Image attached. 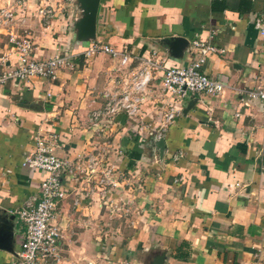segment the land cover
<instances>
[{
	"label": "crops",
	"instance_id": "0c3cea01",
	"mask_svg": "<svg viewBox=\"0 0 264 264\" xmlns=\"http://www.w3.org/2000/svg\"><path fill=\"white\" fill-rule=\"evenodd\" d=\"M40 4L54 9L49 24L36 13ZM18 9L22 21L0 26V71L17 65L9 29L30 34L36 59L54 53L72 58L53 80L0 86V210L14 214L27 196L39 193L44 172L21 164L37 131L59 134L62 157L106 146L114 176L124 174L113 195L122 194L127 181L136 182L124 190L136 231L119 242L122 218L108 226L110 209L98 192L73 204L93 182L66 178L69 193L57 203L53 218L61 229L60 259L52 264H108L105 259L119 264L126 254L123 243L136 259L139 249L152 252V258L164 251L163 264H264V104L243 99L244 90L264 84V34L255 26L260 18L264 27V0H100L95 37L86 40L77 36V0H24ZM177 36L188 43L173 55L167 42ZM198 37L221 50L201 68L226 84L221 95L171 96L161 90L162 72L156 70L137 115L149 132L137 133L136 121L123 112L108 124V139L89 129V114L103 103L102 93L118 87L139 64L137 57L152 55L162 66H185L198 56L188 49ZM96 42L132 60L120 65L118 57L104 52L85 57L83 51ZM170 105L181 113L164 131L160 158L149 137ZM123 213L121 206L119 217ZM14 223L17 251L24 224L16 217ZM108 227L116 236L107 235ZM182 242L186 258L175 257ZM16 258L17 253L0 249V264Z\"/></svg>",
	"mask_w": 264,
	"mask_h": 264
},
{
	"label": "built area",
	"instance_id": "2783aa9c",
	"mask_svg": "<svg viewBox=\"0 0 264 264\" xmlns=\"http://www.w3.org/2000/svg\"><path fill=\"white\" fill-rule=\"evenodd\" d=\"M24 0H0V26L5 27L22 21L24 16H18V8L23 9ZM42 22L49 24L54 14L53 7L40 4L36 9ZM255 26L264 34V27L260 18L255 20ZM10 49L16 54L17 65L14 68L0 71V86L9 82L29 84L34 78L53 80L61 67L71 63V56L54 53L47 58L36 59L32 55L33 40L29 33L16 34L12 29L8 31ZM188 49L196 51L198 56L185 66H162L154 60L152 55L137 57L139 64L130 70L125 78L116 81L118 87L102 93L103 103L94 108L88 117V126L96 135L107 133L108 124L120 112L127 118L136 121L137 133L149 132V125L137 117L140 107L145 101L148 88L154 79V72L161 70V90L176 96L179 99L194 94H204L217 97L224 92L226 84L220 80L209 77L201 70L207 58L212 53L221 51L215 45L203 38L192 39ZM97 52H104L111 57H118L120 65L128 64L132 57L122 53L107 44L93 43L84 51L85 57ZM246 102L259 101L264 104V84L257 85L243 91ZM51 93L46 94V98ZM242 99V100H243ZM181 113V108L170 105L164 112L158 138L164 136L167 126ZM34 138V147L28 151L22 160V166L38 169L44 172L39 184V193L27 196L21 207L15 210V217L24 224V232L20 237L17 258L11 264H52L60 259L61 229L53 223L56 205L66 198L68 188L65 179H80L86 183L93 182L73 198V204L78 205L81 198L91 196L94 191L100 194L110 211L118 210L119 206L114 200V190L119 187L120 173L114 176L116 166L107 158L106 146H99L89 152H81L72 157H62L57 153L59 134L56 131H37ZM156 160V159H155ZM113 191V192H112ZM120 201L121 198H118Z\"/></svg>",
	"mask_w": 264,
	"mask_h": 264
},
{
	"label": "water",
	"instance_id": "95a60500",
	"mask_svg": "<svg viewBox=\"0 0 264 264\" xmlns=\"http://www.w3.org/2000/svg\"><path fill=\"white\" fill-rule=\"evenodd\" d=\"M99 1L100 0H77L81 16L76 21L75 27L77 29V36L81 40L95 37ZM187 43V39L181 36L170 38L167 42L173 55H177L180 48L187 45ZM195 101L196 98L189 100L187 106L183 108V113H187L194 105ZM149 143L158 150L159 157L162 158L165 148L164 137L158 138L156 134H154V136L149 137ZM14 219V214L4 213V211L0 210V249L6 250L12 254H16ZM164 259L165 252L162 251L152 258L150 264H163Z\"/></svg>",
	"mask_w": 264,
	"mask_h": 264
},
{
	"label": "rangeland",
	"instance_id": "374dc122",
	"mask_svg": "<svg viewBox=\"0 0 264 264\" xmlns=\"http://www.w3.org/2000/svg\"><path fill=\"white\" fill-rule=\"evenodd\" d=\"M102 139L106 140L108 139V133H104L102 134L101 136ZM77 154V153H76ZM129 179V177H128ZM133 182V183H131ZM134 185H136V182L134 181H127V183H125L123 185V187L121 188L122 189V194L119 193V195H117V197L114 199L116 200L117 204L119 206H123V209H124V213L122 216L119 217L118 214H120V208L119 210H114V211H109L108 210V220H107V224L108 226H110V224L112 225V222L116 219H121V221H123V225H122V228L120 230V233H117V235L121 238V237H125L127 236L128 234H132V230L136 231V228H134L135 226L133 224H131L130 220H131V217L133 215V213H131L130 211V206L131 204L129 203L130 201L128 200L129 199V195H127V193L124 191H128V187L132 186L134 188ZM141 187V186H140ZM120 187H118L119 189ZM116 188V191L114 190V193L116 192V194L118 193V190ZM113 192V191H112ZM113 193V194H114ZM115 196V195H113ZM118 198H121V200L119 201ZM134 226V227H133ZM134 233V232H133ZM107 235H110V236H116V233H115V228L114 229H110V227L107 228ZM115 240V239H114ZM119 242H121L122 238L121 239H118ZM18 245V242L16 243ZM121 247L124 248V251H126V254L125 256L123 255L122 256V260H118V263L119 264H150V261L152 260V252H149V255L148 254H145V251L144 253L139 249V252L137 253L138 254V258L136 259L134 257V251L132 252V254H128V251L130 249V246H128L127 244H122ZM125 247H128V249H126ZM141 247V246H139ZM147 248V247H144V249ZM111 253V252H110ZM136 255V254H135ZM135 258V259H134ZM131 259H134V260H131ZM107 261L108 264H112L114 261H110L108 259H105ZM115 263V262H114Z\"/></svg>",
	"mask_w": 264,
	"mask_h": 264
},
{
	"label": "trees",
	"instance_id": "16d2710c",
	"mask_svg": "<svg viewBox=\"0 0 264 264\" xmlns=\"http://www.w3.org/2000/svg\"><path fill=\"white\" fill-rule=\"evenodd\" d=\"M186 246V244H185V242H182V244H181V246H179L178 248H177V252H176V254H175V257H178V258H186V255H184L182 252H181V250H182V246Z\"/></svg>",
	"mask_w": 264,
	"mask_h": 264
}]
</instances>
